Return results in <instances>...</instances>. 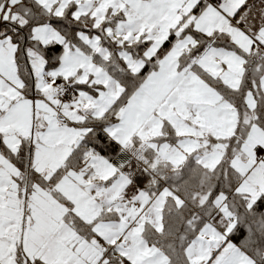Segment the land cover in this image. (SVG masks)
Wrapping results in <instances>:
<instances>
[{"label":"snow or ice","instance_id":"6c2138e0","mask_svg":"<svg viewBox=\"0 0 264 264\" xmlns=\"http://www.w3.org/2000/svg\"><path fill=\"white\" fill-rule=\"evenodd\" d=\"M0 264H264V0H0Z\"/></svg>","mask_w":264,"mask_h":264}]
</instances>
